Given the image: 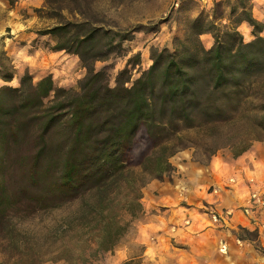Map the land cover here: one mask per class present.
I'll return each instance as SVG.
<instances>
[{
  "label": "trees",
  "instance_id": "1",
  "mask_svg": "<svg viewBox=\"0 0 264 264\" xmlns=\"http://www.w3.org/2000/svg\"><path fill=\"white\" fill-rule=\"evenodd\" d=\"M6 1L12 6L18 0ZM251 2H217L212 20L195 19L181 47L154 51L152 64L137 78L127 66L114 86L96 70L95 60L116 34L87 22L45 32L58 40L57 51L79 56L87 73L78 89L60 86L50 74L34 81L27 72L13 86V70L0 60V78L7 83L0 86V235L13 214L57 212L82 202L79 213L89 216V229L64 230L77 238L64 250L88 262L114 249L128 229L126 214L142 213L146 177L161 180L173 169L170 157L185 147L187 133L235 123L241 112L264 133V95L250 93L264 74V25ZM242 23L252 27L253 40L245 42L238 30ZM205 33L214 40L209 48L200 39ZM135 57L134 69L140 61ZM141 128L152 150L137 174L130 160ZM257 139L240 138L234 157ZM124 186L132 194L112 196Z\"/></svg>",
  "mask_w": 264,
  "mask_h": 264
},
{
  "label": "rangeland",
  "instance_id": "2",
  "mask_svg": "<svg viewBox=\"0 0 264 264\" xmlns=\"http://www.w3.org/2000/svg\"><path fill=\"white\" fill-rule=\"evenodd\" d=\"M219 1L221 0H207V3L204 0H18L12 6L7 5V12L0 15L3 16L0 60L13 70L14 78L10 82L13 86H17L19 78L27 72L33 76L34 81L50 74L60 86L78 89L79 82L87 73L79 56L66 50L57 51L55 47L58 40L45 32L66 23L87 22L90 26L116 34L115 41L104 45L100 57L95 60L96 70H102L108 84L114 86L119 73L127 66L132 79L137 78L141 71L152 64L154 51H173L181 47L188 38L192 22L200 16L211 21L214 5ZM251 6L254 17L264 25V0H252ZM238 30L243 34L245 42L255 38L251 33L252 27L247 23H242ZM261 35L264 36V30ZM124 36L129 39H122ZM108 39H104V44H107ZM200 39L208 48L214 43L210 33L202 34ZM138 54L140 61L134 69L132 65ZM130 62L132 63L129 65ZM257 80L259 86L256 88L254 85L251 90L252 98L264 95V74ZM242 114L243 112L239 114L240 119L235 123L218 129L187 133L183 142L185 147L170 157L173 169L166 172L162 179L172 180L179 165L184 163L201 167L208 165L217 155L225 159L234 157L233 151L243 144L239 141L240 138H260L253 141L243 156L246 159L253 156L264 162V133L255 131L254 119ZM151 150L152 142L145 129L141 128L131 150L130 160L132 170L137 174L141 173V164ZM263 178L264 173L259 174L258 178L253 175L244 178L235 174L225 175L223 180L209 189H219L215 194H219L223 200L233 202L228 207L218 206V209L208 204L209 208L206 210L212 214L222 209L228 211V222L222 220L224 226H239L236 221H231L234 211L243 209L255 186L264 182ZM152 181L159 183L158 179L146 177L142 189L141 203L146 211L134 218L126 214L128 229L112 251L100 252L95 258L85 262V257L73 256L64 250L65 246L77 241L75 236L64 234V230L89 229V216L80 215L79 209L83 203L77 202L57 212H39L29 216L13 214L9 229L0 235V264H25L27 259L35 260L36 264H141V260L132 259L144 252L145 248L139 242L147 240L166 245V240L162 237V221L152 216L155 209H152L151 204L158 199L157 192L147 191L145 188ZM123 190L121 194L115 192L112 196L122 199L127 194H132V190L126 189V186ZM121 208L118 209L123 212L124 209ZM258 214L264 217V211ZM237 230L240 234L247 235L243 227ZM252 234V238H259L258 231ZM261 235L264 242V228ZM260 240L256 245H259ZM151 256L147 254V257ZM164 263L177 264V261L165 260Z\"/></svg>",
  "mask_w": 264,
  "mask_h": 264
},
{
  "label": "crops",
  "instance_id": "3",
  "mask_svg": "<svg viewBox=\"0 0 264 264\" xmlns=\"http://www.w3.org/2000/svg\"><path fill=\"white\" fill-rule=\"evenodd\" d=\"M2 1L0 15L7 12L9 5L8 1ZM2 25L3 16L0 17V37H2ZM4 84L6 82L0 78V86ZM243 154L228 159L217 155L208 165L201 167L193 163H184L182 166L179 165L172 180L161 179L158 180L159 183L150 182L148 188H145L148 189L147 191L157 192L158 198L154 204H151L152 209H155L152 216L162 221V237L165 238L166 245L161 242L141 241L139 243L144 246V252L132 259L141 260V264H165V260L174 259L177 264H264L262 214L248 215L243 209L237 211L232 209L234 214L231 221L232 223L236 221L239 226L232 224L228 227L222 222V220L228 222V211L217 210L216 214L221 215V219L215 222L210 218L212 213L206 210L209 208L208 204L218 209V206L228 207L227 205L233 202V200L221 199L219 194H215L217 190L209 189L223 180L225 175L235 174L241 178L253 175L258 178L259 174L264 173V162L258 158L254 159L253 156L246 159ZM145 211L143 206L141 214ZM240 227H243L248 236L238 232L237 229ZM254 231H258L261 236L259 235L257 239L252 238ZM259 240L261 242L256 245ZM223 244L226 246L225 252L221 251ZM147 254L152 256L147 257Z\"/></svg>",
  "mask_w": 264,
  "mask_h": 264
},
{
  "label": "built area",
  "instance_id": "4",
  "mask_svg": "<svg viewBox=\"0 0 264 264\" xmlns=\"http://www.w3.org/2000/svg\"><path fill=\"white\" fill-rule=\"evenodd\" d=\"M207 3V0H204ZM264 211V182L262 184L256 185L255 188L249 195L247 205L243 207V212L246 214L259 213ZM221 219V215L216 213L212 214V220L217 222ZM226 251V246L223 244L221 251ZM224 251V252H225Z\"/></svg>",
  "mask_w": 264,
  "mask_h": 264
}]
</instances>
